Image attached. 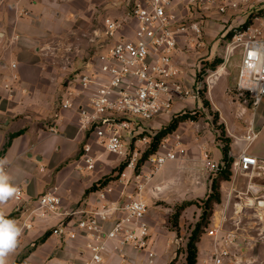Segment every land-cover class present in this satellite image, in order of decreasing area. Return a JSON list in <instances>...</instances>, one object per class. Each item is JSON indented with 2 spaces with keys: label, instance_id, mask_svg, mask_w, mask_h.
Here are the masks:
<instances>
[{
  "label": "crops",
  "instance_id": "0c3cea01",
  "mask_svg": "<svg viewBox=\"0 0 264 264\" xmlns=\"http://www.w3.org/2000/svg\"><path fill=\"white\" fill-rule=\"evenodd\" d=\"M97 2L95 0H0V96L2 97L0 160L6 162L4 168L12 177L13 186L22 191L20 202L16 201L13 195L0 204V212L7 219L16 221L20 227L23 224L32 226L18 237L15 248L18 253L14 257L18 255V263L21 264H85L90 258L86 249L87 237L79 233L75 240H69L64 236L53 235L52 231L62 224L66 225L67 229H74L76 221L82 214L98 209L100 191L92 189L105 177L113 173L115 176L118 173L116 170L120 166V159L110 155L108 160L115 162L109 163L104 160L106 153L98 147L94 149L99 159L96 170L84 172L77 169V160L86 141V135L80 133L78 129V106L69 111L61 108V93L66 91L69 95L70 91L75 92L78 89L71 88V77L66 78L77 71L83 72L85 65L84 63L76 68L71 67L72 30L84 13L91 12L97 5L101 7L108 4L114 8L126 6L124 5L126 0H97ZM207 14L213 19L206 22L203 47L199 49L193 46L186 47L185 53L182 55L180 50L175 59L183 73L182 81L188 87L193 86L197 80V65L205 66L209 63L211 48L219 41L217 35L221 29L218 20L234 16L235 20L231 28L237 26L239 24L237 17L241 15V9L227 16L219 15L216 10H210ZM125 34L132 35L128 31ZM183 45L186 43L181 45L182 49ZM52 49L58 50L57 55L63 60L62 64H52ZM72 55L82 57V52L75 50ZM240 65L239 62L230 67L228 76H231L232 89L236 88ZM13 75H17L19 79L13 83L12 91H8L4 89V85L11 81ZM200 103L202 104L201 100L190 99L177 102L175 104L177 109L173 111L177 113L180 109L188 107L200 109ZM216 105L218 106V103ZM255 117V128L259 137L248 152L262 162L264 161V108L261 107L255 113ZM250 120L251 117H248L244 122ZM239 124L240 130H243L244 125ZM188 128L189 126L186 125L185 130ZM228 129L230 133L234 132L229 126ZM187 135L194 134L185 133V137ZM237 138L231 144L230 160L236 159L247 148V144L243 141L244 137ZM191 141L190 139L183 141L185 157L190 159L189 163L194 165L193 170L200 179H202V165L205 166L207 163L204 159L205 154L209 153L210 161L220 167L219 171L225 166L222 161L224 154L219 149L213 150L214 146L204 142L203 139L199 145ZM191 171L186 161L170 162L163 173L152 179L147 187L148 192L144 193L147 204L151 203L154 206L153 209H149L147 222L150 226L148 249L155 253V257L151 260L145 253L136 251L132 247H126L120 252L116 243L110 242L102 264H172L174 261V264H183L185 262V249L182 252L181 247L185 248L186 245L182 243L183 239L179 238L177 232L167 226V217L155 206L157 200L153 199V196L160 195L158 189L165 190L164 183L173 193L169 196L173 204L191 200L196 196L195 191L199 190V187H194L195 183L187 179L190 175L195 176ZM125 174L126 179H117L108 184L112 189V193L108 196L110 202L123 201L127 196L135 194L134 174L129 170H126ZM236 179L238 186L246 182L241 176H237ZM55 188L58 189V194L63 200V215L42 217L36 212V201ZM228 188L229 184L222 186L223 198ZM237 223L238 220L235 219L234 224ZM253 224L254 222L249 230L243 228L242 230H247L246 234L235 242L233 238L225 237L232 229H229L228 223L222 222L220 214L217 215L210 230L216 231V235H204L198 244V264H212L215 250L229 252L224 264H264V242L256 238L249 240L245 238L250 235L257 236L264 231V227L257 228ZM111 226V223H107L105 230H109ZM47 234L50 237L40 242ZM228 239L232 241L228 243Z\"/></svg>",
  "mask_w": 264,
  "mask_h": 264
},
{
  "label": "built area",
  "instance_id": "2783aa9c",
  "mask_svg": "<svg viewBox=\"0 0 264 264\" xmlns=\"http://www.w3.org/2000/svg\"><path fill=\"white\" fill-rule=\"evenodd\" d=\"M239 1L249 0H132L122 21L105 20L103 39L99 45L103 48L110 41L113 44L105 53H97L85 62L84 74L79 76L80 71L75 72L79 77L78 89L69 92L61 102V108L69 111L78 106V129L86 135L77 169L84 172L96 170L99 159L94 149L98 147L124 164L120 180L126 179V170L134 174L136 192L123 201L110 202L108 196L112 189L107 185L99 192L98 209L82 214L74 229H67L62 224L52 231L53 235L69 240H75L79 233L84 234L90 254L85 264H102L110 242L116 243L120 252L132 247L151 260L155 257V253L148 249L149 208L144 193L157 172L168 163L183 159V140L178 133L166 136L156 153L143 161L144 153L152 142L149 135L153 136L156 132L136 125L124 115L139 117L142 123L153 121L173 114L177 102L189 99L200 101L205 89L209 93L224 68L210 74V70L204 69L206 65L203 66L197 72L194 85L188 87L182 81L183 73L175 59L183 43L195 49L203 47L208 11L216 10L219 15L227 16L241 9ZM249 20L248 26L245 23L232 27V37L226 44L225 52L226 58H229L239 51L242 60L235 90L239 97L249 96L257 112L264 108V29L252 24L263 23L264 15H250ZM126 31L132 35H126ZM92 42H96L95 37ZM205 70L210 75L198 80ZM18 79L17 75H13L4 89L12 91L13 83ZM78 100L81 103L76 102ZM258 137L259 133L251 124L243 138L247 148L236 164L238 172L243 175L257 173L264 176V161H259L248 152ZM204 157L207 160L206 169L218 172L220 167L210 161L208 154ZM15 200H22L21 189H17ZM36 202V212L42 217L63 215V200L57 188ZM259 206L264 207V202H260ZM258 217L264 219V212L258 213ZM107 223L112 224L109 230H105ZM21 228L24 232L32 226L23 224ZM209 235L215 236L216 233L212 230ZM231 241L228 239V243ZM228 257L227 250L217 251L212 257V264H224Z\"/></svg>",
  "mask_w": 264,
  "mask_h": 264
},
{
  "label": "rangeland",
  "instance_id": "374dc122",
  "mask_svg": "<svg viewBox=\"0 0 264 264\" xmlns=\"http://www.w3.org/2000/svg\"><path fill=\"white\" fill-rule=\"evenodd\" d=\"M95 2L98 3L97 0H95ZM130 2L129 0H126V3L124 4L126 6L125 7L122 6L120 8L118 7L114 8L112 6H109L108 4L107 6H101V7H97L98 6L97 5L96 8L92 9L91 12L84 13L81 20L77 23L75 29H73L74 32L73 30L71 32V67L75 66L76 68L79 65L89 61V59L94 57L97 53L98 55H100L106 52V50L113 44V41H110V43L107 46H104L103 48H101V46L98 45V41L100 39L101 40L103 39L102 35L104 31V22L107 18H111L116 21H122L127 16V7ZM254 14L255 15L259 14L262 16L264 15V0H256L254 2L252 0H249L248 2H241V15L237 17L238 20L237 22L239 23L238 25L242 26L243 24L248 23L250 15H254ZM233 17L224 20L215 19L216 21L217 20L219 21L218 23H220L221 31L217 35V39L219 41L213 44L211 48V54L208 57L209 63L208 64L204 63L206 65L204 69L210 70L211 71L210 74H213V72H216L220 68H224V70H222L221 76L218 77V80H215V83L211 86L212 88L210 92L208 93L207 89L204 90V93L201 98L202 104L200 103L199 106L200 109H198L197 107L189 109L188 107L185 109H180L179 112L177 113H174L173 111V114L172 113L169 115L166 114L158 117L153 121L143 122V123L142 121H140L141 119L139 117L130 116V115H124V117L127 118L129 121L134 122L136 125H142L145 128L151 130L152 132H157L167 127L170 121L178 114L184 112L195 114V116H192L194 120L191 118L179 124L176 133L182 136L184 142L186 139L187 140L190 139V141L192 140L193 143L197 145H199L201 139H203L205 140L204 142H208L209 144H212L214 146L213 150L219 149L222 152V154L224 150L228 149L229 152L228 157L231 158L232 157L231 144L233 143V140L236 141L238 139L237 137L239 138L244 137L251 124H253L256 127V122H255L256 111L253 109L251 98L249 96L239 97V95L235 90L236 88L232 89L231 76L230 77L228 76L230 67L235 66L239 62L241 63L242 60L239 51H236V53L231 57L226 58V52H225L226 44L227 42L230 41L232 37L231 26L233 25V20H235V17L234 18ZM211 19L213 18H208V20ZM252 25H254L258 29H264V22L258 23L257 25L256 24H252ZM94 37L97 40L96 43H92V41H90L93 40ZM183 47L184 48L181 51L182 55L183 53H185L186 45H183ZM75 50L82 52V57L80 56L75 57V55H72V52H74ZM57 51L56 50L52 51L53 55L51 58L53 65L54 64L60 65L63 63L61 57L57 55ZM214 59L215 62L213 63ZM202 67H203L202 64H198L196 67L197 72L200 71ZM206 70L203 71L201 76H198V80L199 79L204 80L210 75L208 72H206ZM78 74L79 76H81L82 74H84V72L81 71ZM70 77H71V88L73 87V89L76 90L79 86L78 85L79 77H76V74H72L71 76H68L66 79H69ZM67 95L68 93L66 91L61 93V102L64 99H66ZM217 103L218 106L216 105ZM231 107L233 108L231 109ZM174 109H177V105L174 106ZM248 117L249 118L251 117V120L245 123L244 121ZM239 123H242L244 125L243 130H240L241 125ZM186 125L189 126V128L187 129L188 131L185 130ZM228 126L234 129L233 133L229 132ZM191 132H193L194 135L191 136L187 135V137H185V133H191ZM110 157L111 156L108 153H106L104 160L108 161L109 163L115 162L112 160L111 161L108 160ZM181 161H186L192 170L191 172L193 173V175H195V176L190 175L187 179L191 180L192 183L196 184L194 187L197 188L199 187L198 188L199 190L195 191L196 196L193 197L191 200H186L184 202H181L180 204H173V202H171V200L169 199V196L173 193H171V190L168 189V186H166L167 184H164L162 182L163 185L165 186V190L158 189L160 195L157 197L153 196V199L157 200V202L155 201L156 205L155 204L154 205L158 207L167 217V222H168L167 226L172 231L177 232L179 238L183 239L182 243L184 245H187L193 230L201 221V215L205 210H207L208 221L207 224L204 223L203 224L204 226H202L201 228V231L203 232L202 237L204 235H209V232L212 228L211 224L214 221L215 217L219 214L221 215L222 222L228 223L230 225L229 229H232L225 237L233 238L235 242L240 237H242V235L246 234V231L249 230V227L251 226L252 222H254L253 225H255L257 228L264 227V219L258 217V213L264 212V207L259 206L260 202H264L263 175L260 177H256L258 176L256 173L254 175L253 174L243 175L240 172H238V167L236 166V164L239 161V156H238L236 159L231 160L232 162L230 167L229 181L222 183V186L225 184H229V188L228 191L226 192V196L223 198V192L221 186L220 203H215V201H213L212 204L206 205L205 204L206 200L208 199V196L211 193L210 182H212L219 175V173H212L208 171L203 164L201 170L202 179H200L199 176H196L193 170L194 165L189 163L191 161L188 157H185V154L183 159H181ZM224 165H225L224 167H226V163ZM121 166H124V164L120 162V166L118 167V169H120ZM164 168H162L159 172H157L154 175V177L159 173L160 174L163 173ZM118 169L116 170L118 173L115 176H113L114 174L113 173L112 175L105 178H111L113 179V181L114 179L115 180L120 179L122 174ZM122 173H124V171ZM237 176H241V178L246 179L245 184H241V186H238L236 179ZM115 177H117V179ZM147 192H148V188H146L145 190V193ZM189 202H192L193 204L186 207L184 211L180 210L179 212L180 207L185 203H189ZM148 208L153 209L154 206L151 203H149ZM178 212L179 215L178 217H176ZM235 219L238 220L237 224H234ZM243 228L244 229L246 228L247 230L244 231L242 230ZM48 237L50 236H47V238ZM245 238H247L248 240L256 238L258 239V241L264 242V231H261L260 234H257V236L250 235ZM218 242L219 241H217V243ZM185 248L181 247V251L183 252V249ZM17 253L18 252L15 249L11 253H9L5 257V264H21L18 263L19 260L18 255L14 257ZM214 253H217V250H215ZM238 255L239 256L241 255L240 250L238 252ZM226 261L227 260H225V262ZM243 261L244 260L242 259L241 262Z\"/></svg>",
  "mask_w": 264,
  "mask_h": 264
},
{
  "label": "trees",
  "instance_id": "16d2710c",
  "mask_svg": "<svg viewBox=\"0 0 264 264\" xmlns=\"http://www.w3.org/2000/svg\"><path fill=\"white\" fill-rule=\"evenodd\" d=\"M249 24H250V20H248L247 26ZM192 116H195V114H190V113H187V112L178 114L170 121V123H169V125L167 127L163 128L161 131L156 132L155 135H153V136L149 135V137L152 138V142H151L150 148L147 149L145 151V153H144L143 161L148 156L156 153L161 141L166 136L176 133L178 125L181 124L182 122L187 121L188 119H191ZM228 153H229L228 149L224 150V152H223V154H224L223 161L226 163V167H223L222 169H220V171L218 172L219 175L213 180L212 185H211V193L208 196V199L206 200V203H205L206 205L212 204L213 201H215V203H220V200H221L220 188L222 186V183L223 182H227L230 179V167H231V162L232 161L229 159ZM143 161H142V163H143ZM118 170L122 173V171L124 170V166H121L120 169H118ZM115 178L117 179V177H115ZM112 181H113V179H111V178H105L102 181H100L98 183V185H96L92 190L93 191H98V190L100 191L103 188H105ZM192 204H193L192 202L185 203L184 205H182L180 207L179 212H180V210L184 211L186 207H188V206H190ZM179 212H178L176 217H178ZM207 216H208L207 210H205L203 212V214L201 215V221L198 223L196 228L193 230V232H192V234H191V236L189 238V241H188V243L186 245V248L184 250L185 262L183 264H198V254H199L198 244L201 241V238H202V235H203V232L201 231V228H202V226H204L203 224L204 223L207 224V221H208V219H207L208 217ZM47 236H49V234H47L45 237H43L40 242H43L47 238ZM174 262L172 264H174Z\"/></svg>",
  "mask_w": 264,
  "mask_h": 264
},
{
  "label": "clouds",
  "instance_id": "9594fccd",
  "mask_svg": "<svg viewBox=\"0 0 264 264\" xmlns=\"http://www.w3.org/2000/svg\"><path fill=\"white\" fill-rule=\"evenodd\" d=\"M5 163L0 160V204L6 202L17 192L11 183L12 177L5 171ZM22 231L23 229L16 221L7 219L0 212V264H5V257L16 248Z\"/></svg>",
  "mask_w": 264,
  "mask_h": 264
}]
</instances>
